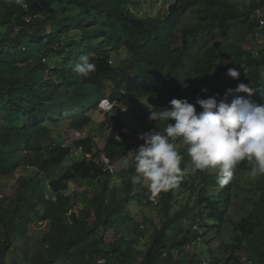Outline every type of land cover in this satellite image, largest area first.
I'll return each mask as SVG.
<instances>
[{"label":"trees","instance_id":"16d2710c","mask_svg":"<svg viewBox=\"0 0 264 264\" xmlns=\"http://www.w3.org/2000/svg\"><path fill=\"white\" fill-rule=\"evenodd\" d=\"M138 4L0 0V173L34 169L18 179L14 196L0 195V264H9L15 252L28 264H241L243 255L247 264H264V175L252 176L244 188L241 175L251 174L247 160L216 195V173L196 169L178 138L173 143L183 178L176 188L154 193L145 180L132 181L138 175L134 156L119 172L101 161L102 152L110 165L124 157L134 135L122 127L138 118L110 121L106 139L89 135L64 144L54 132L61 113L71 115L72 128L92 126L91 115L105 96L144 100L142 108L162 111L173 98L223 99L228 87L243 82L251 95L234 93L228 100L239 95L264 103V46L256 54L245 46L256 37L264 0L245 8L231 0H174L167 11L145 17L135 12ZM191 8L196 20L181 24ZM85 54L96 71L80 78L74 66ZM230 67L240 72L238 79L226 75ZM166 123L157 121L154 128L163 132ZM137 143H144L138 135ZM72 181L88 188L68 192ZM243 190L252 209L232 223L229 213ZM155 200L161 206L157 218L150 212ZM132 205L140 211L133 213ZM40 219L50 223L28 235ZM110 233L116 238L108 242ZM200 234L204 241L197 240ZM213 238L220 239L217 249Z\"/></svg>","mask_w":264,"mask_h":264},{"label":"clouds","instance_id":"9594fccd","mask_svg":"<svg viewBox=\"0 0 264 264\" xmlns=\"http://www.w3.org/2000/svg\"><path fill=\"white\" fill-rule=\"evenodd\" d=\"M171 5L168 6V9ZM261 24H264V20L261 21ZM253 51L256 54L258 50L253 49ZM113 61L114 59H110L109 62L113 63ZM74 71L80 78L89 77L96 71V65L90 62V56L85 54L79 57ZM226 75L232 79H238L240 72L236 67H230L227 68ZM201 91L207 92L208 89L203 87ZM252 91L253 89L248 84L239 82L235 88L228 87L224 98L220 100H217L216 96L207 98L198 96L195 102L191 103L187 98H173L169 101L168 106L163 107L162 111L138 106L140 115L138 123L141 126L132 127L131 123V125L122 127L123 132L124 128L131 129V132L124 133L134 135L129 140L130 145L126 151V153L128 151L130 154L132 153L131 158L134 156L135 171L138 174L131 178L132 181L134 183L140 182L141 179L148 181L149 187L154 193L176 188L184 175L180 168L182 156L173 143L178 138L182 139L187 146V154L196 169H216L218 183L212 191L216 195L222 186L232 181L234 169L241 161L249 162L253 177L264 175V103L257 104L239 95H235L231 101L228 100V96L234 93L247 92L251 95ZM133 102H120L112 100L110 96H105L99 100L97 110H94L93 114L99 113L107 116L108 118L100 124V127L101 125L108 126L109 122L116 118L127 119L128 117L124 113L129 115L126 108L130 107ZM141 102L143 104L144 100ZM197 106L201 109L199 112H197ZM82 110L83 108L78 109V111ZM133 112H135V108H133ZM170 120H174V123H170ZM63 121H65L64 118L53 123L60 125ZM157 121L167 122L163 132L154 128ZM148 122L151 125L143 127ZM83 131L85 132V130ZM110 132L109 128L108 135ZM58 133L59 131L56 130V134ZM135 134L144 143L137 146V135ZM91 135L99 138L94 133ZM101 138L105 137L101 136ZM96 140L98 141V139ZM38 150H44V148L38 147ZM75 154H77L76 151L72 155ZM85 156L92 157V154L87 153ZM103 156L107 159V163L103 160ZM101 161L107 167L113 166L110 165V159L104 152L101 153ZM125 164H128L127 160ZM118 181L120 180L118 179ZM252 205L250 203L251 208L247 209V212L252 209ZM155 206H158V203ZM230 219L232 223L239 221H233L231 217ZM202 237L204 238L200 234L197 240L201 242ZM210 237L211 234L206 236L207 239ZM211 243L218 246L220 239L213 238ZM239 263L247 264V258L243 255L240 257Z\"/></svg>","mask_w":264,"mask_h":264},{"label":"rangeland","instance_id":"374dc122","mask_svg":"<svg viewBox=\"0 0 264 264\" xmlns=\"http://www.w3.org/2000/svg\"><path fill=\"white\" fill-rule=\"evenodd\" d=\"M136 1H138L139 4H138V6H135L133 8H134L135 12L141 17H145V16H149V15H156L158 12H164L165 10L168 9V6L173 4V2H174V0H136ZM231 1L236 3L240 8L247 7L249 5V3L251 2V0H231ZM262 13H264V11H262ZM196 18H197L196 12H195L194 8H191L182 17L181 24L188 25L192 21H195ZM47 26H48V29L50 30L51 25L48 23ZM245 46H246V48H249V49L253 48L255 51H257L264 46V38H260L258 41L255 38L251 37L245 43ZM241 75L244 76V72L243 73L241 72ZM138 106H140V107L142 106L141 101L133 102L130 107L126 108V111L129 112V115H127L126 113H124V114L129 119H134V118L140 117V115L138 113ZM133 108H135L136 113L133 112ZM61 115L63 116L65 121L61 122L60 125L54 124L53 126H54V132L56 130L59 131V133L61 134L62 139H63L65 144L73 143L74 140L87 137L93 133L96 134L97 137L104 136L106 138L108 135V132H109L108 126L104 125L103 130H99L100 124L106 121V119L108 118L107 116L101 115L99 113H94L93 115H91L93 118L92 126L90 125L89 127H87L85 129V132H84L83 130L72 128V121L70 120L71 115L69 116V118H67L63 113H61ZM138 122H139L138 120L132 122V127L133 126H141ZM95 125H97V126H95ZM150 125H151V123L148 122V123L144 124L143 127H147ZM124 132H131V129L130 128H124ZM33 146L39 147V145L36 143H33ZM131 154H130V151L125 153L124 157L121 160H118L113 166H111V168H113V169L117 170V172H119L121 169L127 167L128 164H125V161L127 160V158H131ZM73 159H74V157H71L69 164L73 161ZM103 160L106 163L108 162L104 156H103ZM32 167L33 166H31V167H17L13 171V174H11L9 176H5L7 174H1L0 173V195L14 196L16 189H17V185L19 183L18 179L22 176H29V175L34 174V169H29ZM189 168H191V167L189 166ZM209 170L214 171L216 173V169H209ZM241 176H242V178H241L242 186L244 188H250L249 182H251L252 175L250 173H244V175H241ZM144 184L149 185V182L145 181ZM78 186H80L81 189H75ZM85 188H88L87 184L81 186L78 183H75V181H72L70 184V188H69L68 192L75 191V192L80 193ZM245 192L246 191L243 190L242 196L240 197V199L237 200L238 206L230 212V217L232 218L233 221L239 220L240 217L243 214H245L247 209L251 208L249 199L244 196ZM186 202H187V197L184 198L183 203H186ZM157 203L158 202H156L155 205H157ZM131 209H132L133 213H138L140 211V209L134 207V205H132ZM148 209H149V206H145L143 208V210H148ZM160 209H161V206L158 205V206L153 207L150 210V212H153L155 217L157 218L158 216H156V214L160 211ZM143 210H142V212H143ZM44 211L45 210L42 209L41 214H43ZM143 215H144V213H143ZM143 215L140 216L139 219L143 220V218H144ZM92 220H95V217H92ZM49 223L50 222L48 219H45V220L40 219L38 224L34 223V224H31L29 226V229L27 230V234L30 236H33L34 234L39 235V232H41V230H43L46 227V225H48ZM229 231H231V228H229L227 233H229ZM111 233L108 234L106 237V240L108 242H111V241L115 240V238H116ZM203 239L204 238L202 237L201 241ZM214 248L217 249L218 246L214 245ZM23 260H24V256L19 254L18 252H15V254L13 253L12 255H10L9 264H28V263H20Z\"/></svg>","mask_w":264,"mask_h":264},{"label":"built area","instance_id":"2783aa9c","mask_svg":"<svg viewBox=\"0 0 264 264\" xmlns=\"http://www.w3.org/2000/svg\"><path fill=\"white\" fill-rule=\"evenodd\" d=\"M262 11H264V8H261V7L257 11L259 25H258L257 32H256V37H254V38L258 41L260 38H264V31H263L264 30V24H261V21L264 20V13H262Z\"/></svg>","mask_w":264,"mask_h":264}]
</instances>
